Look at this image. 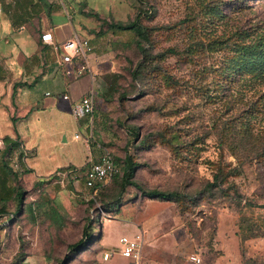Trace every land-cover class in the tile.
<instances>
[{
    "label": "rangeland",
    "instance_id": "1",
    "mask_svg": "<svg viewBox=\"0 0 264 264\" xmlns=\"http://www.w3.org/2000/svg\"><path fill=\"white\" fill-rule=\"evenodd\" d=\"M78 1L73 9L55 0L60 11L53 21L74 16L79 28L98 34L100 64L109 69L119 58L121 72L98 79L91 121L70 113L60 122L40 121L34 169L45 174L75 167L69 161L83 164L76 176L16 181L21 202H5L0 212V264H125L118 255L103 262V252L140 229L143 246L155 243V257L170 264H192L186 257L193 251L201 264L263 258L264 78L238 74L232 65L235 31L264 28V0ZM138 8L151 15L140 18L148 33L143 53L124 45L132 32L107 29L133 19ZM48 88L39 84L32 95ZM103 149L120 171L131 158L133 184L84 185L86 159ZM218 171L226 175L219 185ZM149 189L180 196L151 199L142 193Z\"/></svg>",
    "mask_w": 264,
    "mask_h": 264
},
{
    "label": "crops",
    "instance_id": "2",
    "mask_svg": "<svg viewBox=\"0 0 264 264\" xmlns=\"http://www.w3.org/2000/svg\"><path fill=\"white\" fill-rule=\"evenodd\" d=\"M60 1L62 4L65 2L67 8L73 9L80 2ZM59 11L55 0H0V208L5 200L8 206L11 205L13 198L10 192L16 181L26 175H31L30 179H51L55 171L63 167L55 166L45 174L34 169L33 161L41 147L43 133L41 127H37L40 121H63V114H72L73 104L90 88L95 91L97 98L100 88L98 79H102V75L107 77L108 72H111L113 78L119 72V58L114 57L109 69L100 64L94 46L98 37L96 33L79 28L75 24L77 19L75 21L69 13L73 21L60 24L53 21L52 14ZM46 31L52 33L50 43L40 39ZM74 33L89 39L93 47L89 63L94 75L86 73L80 78L71 79L64 75L59 65L60 51L56 45ZM39 84H48L49 88L40 95H32V90ZM62 94H68L69 100L62 99ZM87 117L91 121L93 114ZM32 127H36L32 129L34 136L30 132ZM60 130H63L62 123ZM13 143H16L15 146ZM84 148L89 153L88 145ZM69 164L78 167L83 161L80 164L69 161ZM142 251L140 264H170L155 257L158 250L153 242L143 246ZM126 260L127 264H131L130 260Z\"/></svg>",
    "mask_w": 264,
    "mask_h": 264
},
{
    "label": "built area",
    "instance_id": "3",
    "mask_svg": "<svg viewBox=\"0 0 264 264\" xmlns=\"http://www.w3.org/2000/svg\"><path fill=\"white\" fill-rule=\"evenodd\" d=\"M40 38L41 41L50 43L52 41L51 31L42 33ZM56 48L60 51L59 65L62 67L66 77L76 79L86 73L94 75V70L89 63V56L93 51L89 39L74 33L57 44ZM94 95L95 91L90 88L89 91L73 104L71 112L75 118L92 116L95 107ZM61 98L69 100V95L62 94ZM74 137L79 138L77 134ZM77 171V167L63 168L55 171L51 179L55 181L70 175L76 176ZM119 172L120 165L115 162L113 155L107 149H103L98 158L96 160H90L89 165L84 170V185L87 188L102 185ZM118 241L119 245L116 249H109L103 252L102 261L106 263L111 260L113 255L118 254L121 258L130 260L131 264H140L144 243L143 230L140 229L131 235L120 236ZM187 259L193 264H201V257L197 251L191 252L187 256Z\"/></svg>",
    "mask_w": 264,
    "mask_h": 264
},
{
    "label": "trees",
    "instance_id": "4",
    "mask_svg": "<svg viewBox=\"0 0 264 264\" xmlns=\"http://www.w3.org/2000/svg\"><path fill=\"white\" fill-rule=\"evenodd\" d=\"M149 16L147 11H144L141 8H138L133 19L129 21H112L107 25V29L111 30L112 33L116 31H130L133 33V40L129 42H125L124 45L127 47H131L132 44L141 52L145 51L142 41L148 40V33L145 27L140 22V18L142 15ZM95 17H99L97 13H95ZM236 38L233 41L234 49L233 51L237 54L234 58V63L232 68L238 73L241 74H251L253 73L255 76L259 78H264V28L263 27H252L249 30H236L235 31ZM98 35V34H97ZM41 39V38H40ZM120 69L118 73L114 74L113 78L119 77ZM238 73V74H240ZM130 76L133 79L136 76V72L134 70L130 71ZM9 141V139H7ZM6 140V141H7ZM16 143H13L15 146ZM115 162L119 165L118 159H115ZM122 171L118 174L113 175L110 180L117 181L120 179V185L124 188L127 184H133L130 181V178L133 174V166L134 163L129 156H125L122 160ZM235 170V169H233ZM121 173V174H120ZM226 175H221V172L218 171L215 175V182L217 185L223 182ZM44 182V179L38 180L37 183L41 184ZM101 185H96L92 188L97 189ZM143 195L147 198L151 199H160V200H171L180 196L179 193L175 191H160L157 189H149L142 191ZM11 198L15 199L18 203L21 202L23 191L20 190L18 186L12 187L10 192ZM6 202V200L4 201ZM94 200L91 198L88 201L89 205H92ZM247 205L253 206V203L247 201ZM264 207L263 205H260ZM3 206L0 208V212H3ZM263 234V233H262ZM78 245V244H77ZM242 259L245 261V257L242 256ZM248 264H264V257L257 260L249 258L246 260Z\"/></svg>",
    "mask_w": 264,
    "mask_h": 264
}]
</instances>
